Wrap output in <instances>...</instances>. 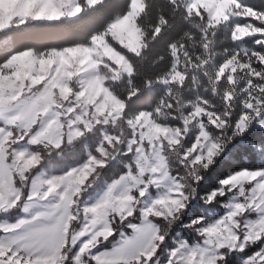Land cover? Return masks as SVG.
Segmentation results:
<instances>
[{
  "label": "clouds",
  "instance_id": "9594fccd",
  "mask_svg": "<svg viewBox=\"0 0 264 264\" xmlns=\"http://www.w3.org/2000/svg\"><path fill=\"white\" fill-rule=\"evenodd\" d=\"M113 4L81 39L0 59V215H28L52 195L43 182L28 194L33 177L53 175L48 166L70 174L46 220L58 225L54 246L21 249L17 264H92L129 223L154 230L114 264L242 257L264 237V0H0V33L71 26ZM237 147L257 164L245 155L219 172L237 164ZM100 184L111 195L84 212ZM84 221L86 249L69 239ZM174 230L184 233L175 256Z\"/></svg>",
  "mask_w": 264,
  "mask_h": 264
},
{
  "label": "snow or ice",
  "instance_id": "6c2138e0",
  "mask_svg": "<svg viewBox=\"0 0 264 264\" xmlns=\"http://www.w3.org/2000/svg\"><path fill=\"white\" fill-rule=\"evenodd\" d=\"M42 182L51 185L52 195H50L44 203L38 205L36 211L17 218L15 222H0V264H17V260L19 259L18 253L21 249L31 251L36 248H41L42 245L45 247L54 246V232L58 225L46 222V220L49 218L55 220L56 211L61 207L67 196L62 185L70 183V174L61 172L59 174H53L52 176L33 177L29 184L28 194L30 195ZM109 195H111V190L106 186L99 199L90 205H84V212H95L96 208L100 207L104 199ZM28 207L29 205L26 204V211ZM215 218L218 217L214 211L213 218L210 219L207 225L209 230H214L212 225L214 224ZM93 223H95V221H93ZM87 224L88 222L84 221L78 232L71 233L69 236V239L74 244L79 238L78 247H83L85 249L87 248L85 242L89 238L88 235H85L88 230ZM127 227L130 229V234L126 232L121 233L119 240L113 243L111 249L99 252L93 251L90 254L89 259L92 261V264H114L116 260L122 258L126 254H134L137 249L143 250L141 248L142 233L148 230H154V225L129 223ZM253 247L256 250L249 251V249ZM253 247H246L243 250V256L240 257L241 264H264V237ZM57 251H59L58 248ZM191 251L193 253L199 252L203 254L206 249L203 247L197 249L193 246ZM176 254V249L171 251V255L175 256ZM232 256L224 257V259L227 260V264H230ZM143 258H150L149 253L144 252ZM220 258L218 254L209 261V264H216ZM73 261L74 264H80V257L74 256ZM19 264H23V261H20Z\"/></svg>",
  "mask_w": 264,
  "mask_h": 264
},
{
  "label": "trees",
  "instance_id": "16d2710c",
  "mask_svg": "<svg viewBox=\"0 0 264 264\" xmlns=\"http://www.w3.org/2000/svg\"><path fill=\"white\" fill-rule=\"evenodd\" d=\"M115 7H118V5L113 4L108 8L102 9V11L99 13H85L74 23V25L71 26L49 27L37 25L31 28L10 30L5 33H0V59L6 58L12 52L19 51L28 47L42 49L52 45H59L67 41L81 39L88 31L92 30L93 28L99 27L102 23V16L114 10ZM148 95L149 94H145L144 96L140 97V99L137 101V104H146ZM255 138L257 140L264 141V136H261L259 133L256 134ZM230 154L234 157L237 164L224 163L218 169L219 172L223 173L226 167H234L238 164H243L244 160L242 158L245 155H247L249 158L248 163L253 166L257 164L256 155L252 153L248 148L237 147ZM53 166V169L50 166H48L47 169L55 174H59L67 170V166L62 165L60 162H55ZM118 174L119 173L114 166L109 167L106 172V175L109 178L112 176H118ZM99 186L100 185H97L94 189L90 190L88 194L95 193V189H97ZM87 197L88 196L86 195V198ZM198 214L199 213L197 212V215ZM177 230H174V232H177ZM117 240L118 239H116V241ZM111 246L112 243H108L105 244L103 248L107 249ZM253 250L256 249L254 247L249 249V251Z\"/></svg>",
  "mask_w": 264,
  "mask_h": 264
},
{
  "label": "rangeland",
  "instance_id": "374dc122",
  "mask_svg": "<svg viewBox=\"0 0 264 264\" xmlns=\"http://www.w3.org/2000/svg\"><path fill=\"white\" fill-rule=\"evenodd\" d=\"M50 167H52V169H53V165H51ZM48 170V169H47ZM48 172L50 173V174H55V173H52V172H50V170H48ZM105 187H106V185H104V184H100V186L97 188V189H95L96 191H95V193H93V194H86L88 197H87V200H88V204L87 205H90V204H92V203H94L97 199H99V197L103 194V191L105 190ZM22 216H24L23 214H19V215H14V216H9V217H5L4 215H1L0 216V222H4L5 220H7L8 222H15V220L17 219V218H19V217H22ZM209 218H211V217H209ZM126 233H129L130 234V229H127L126 230ZM175 233V234H174ZM184 235V233H183V231H180V235L178 236L177 234H176V232H174L173 231V234H172V236H170L168 239H167V244H166V246H167V248H168V250L169 251H172V250H174L175 249V247L177 246V243L176 242H178V241H180V238H181V236H183ZM120 238V237H119ZM119 238H118V240H119ZM187 239H188V241H189V244H190V246L192 245V240H191V238L190 237H186ZM117 240V241H118ZM113 247V243H112V246L110 247V248H107V249H111ZM101 250H106V249H104V248H102V249H98L97 251H101ZM254 251V250H253ZM239 257H237L235 254L232 256V258H231V260H230V264H238V262H239Z\"/></svg>",
  "mask_w": 264,
  "mask_h": 264
}]
</instances>
